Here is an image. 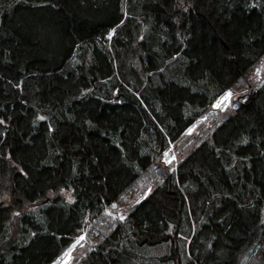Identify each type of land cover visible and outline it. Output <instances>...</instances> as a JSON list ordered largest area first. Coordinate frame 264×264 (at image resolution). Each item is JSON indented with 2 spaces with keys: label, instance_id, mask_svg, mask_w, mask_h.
<instances>
[{
  "label": "trees",
  "instance_id": "16d2710c",
  "mask_svg": "<svg viewBox=\"0 0 264 264\" xmlns=\"http://www.w3.org/2000/svg\"><path fill=\"white\" fill-rule=\"evenodd\" d=\"M263 57L264 0H0V264H54L99 221L77 264H264V81L183 136ZM148 166L162 186L107 217Z\"/></svg>",
  "mask_w": 264,
  "mask_h": 264
},
{
  "label": "rangeland",
  "instance_id": "374dc122",
  "mask_svg": "<svg viewBox=\"0 0 264 264\" xmlns=\"http://www.w3.org/2000/svg\"><path fill=\"white\" fill-rule=\"evenodd\" d=\"M108 37V36H107ZM260 70L259 75H257V70ZM264 81V57L257 63V65L247 74L244 75V77L232 88V90H229L233 92L234 94L227 100H222L221 97V106L217 108H211L212 112H209L210 114L204 118L200 119L196 122L194 126L189 129V131H186L183 136L189 137V136H198L203 138L206 133H212L213 130L220 124L222 121L220 113H223L228 108H237L236 104H233V101L241 100L242 95H246L249 91L248 83L253 88H257L261 85V83ZM227 91V92H229ZM226 92V93H227ZM214 107V106H213ZM217 112V113H215ZM199 143V140L195 144V138H183L179 143H173L172 145V153H169L168 157L166 159L171 160V164L173 166H176L175 170L173 171L172 168L169 169L170 172L176 173L178 165L180 163V159L184 158L185 154L191 150L192 148H195L196 145ZM164 154H162L163 157ZM181 156V157H180ZM161 157V160H162ZM174 157V159H173ZM163 162L164 166H170V164H166L165 160L161 161ZM145 171V172H143ZM143 172V176L140 178V181L138 180L135 183V186L133 188H128L124 190L121 195L119 196V199L113 203L117 205L115 209H112L113 213L117 215V218L120 221H123L125 217L128 215V213L132 210V208L137 205L139 202H141L145 196L148 194V187L150 186H162L163 179L160 176L159 173L155 170L154 167L148 166L145 170H141ZM138 182V184H137ZM140 187H146V191L142 194ZM112 204V205H113ZM123 217V219H121ZM260 220L264 221V204L262 205L261 211H260ZM100 223V224H98ZM97 224L100 226H97L95 224V229L92 231H88V229L85 228V231L81 237H79L73 245L70 247L69 255L65 257V253L61 256L60 259L57 260L54 264H77L76 262L81 258L85 257L86 254H88L93 248L94 244H98L100 239L99 237H102L99 233L101 226L105 225L106 223H103L102 221H99ZM113 224V223H112ZM114 224L110 226V230L114 228ZM250 258V256H248ZM246 258V263L249 264H255V259L252 261V259ZM249 260L251 262H249Z\"/></svg>",
  "mask_w": 264,
  "mask_h": 264
},
{
  "label": "snow or ice",
  "instance_id": "6c2138e0",
  "mask_svg": "<svg viewBox=\"0 0 264 264\" xmlns=\"http://www.w3.org/2000/svg\"><path fill=\"white\" fill-rule=\"evenodd\" d=\"M53 6H54V5H53ZM253 6H254V5H253ZM185 10H186V9H185ZM113 34H115V29L112 30V32L108 35L107 38H108L109 40H111ZM259 73H260V70L258 69V70H257V75H259ZM233 94H234L233 92L229 91V92L225 93L224 96H223L221 99L224 100V101H227V100H228ZM220 106H221V101L218 100V101L216 102V104L214 105V107H220ZM40 119L43 120L44 117H40ZM3 123H4V121H3V120H0V124H3ZM243 143H247V140H244ZM164 156H165V157H168V153L165 152V153H164ZM173 159H174V157H173ZM165 163H166V164H171V160H169V159H165ZM174 170H175V169H173V171H174ZM50 195H51V193H50ZM116 207H117V205H115V204L112 205V208H113V209H115ZM17 215H18V213H17ZM121 219H123V217H121ZM81 239H83V237H81ZM68 255H69V253H65V257H67Z\"/></svg>",
  "mask_w": 264,
  "mask_h": 264
},
{
  "label": "water",
  "instance_id": "95a60500",
  "mask_svg": "<svg viewBox=\"0 0 264 264\" xmlns=\"http://www.w3.org/2000/svg\"><path fill=\"white\" fill-rule=\"evenodd\" d=\"M104 212H105L106 216L112 217L115 221L118 220L117 215L115 213L110 212L107 207H105Z\"/></svg>",
  "mask_w": 264,
  "mask_h": 264
},
{
  "label": "built area",
  "instance_id": "2783aa9c",
  "mask_svg": "<svg viewBox=\"0 0 264 264\" xmlns=\"http://www.w3.org/2000/svg\"><path fill=\"white\" fill-rule=\"evenodd\" d=\"M214 108H217V107H214ZM172 151V147L170 146V148H169V150H168V152L170 153ZM169 153H168V155H169ZM164 154V153H163ZM166 159V157L163 155V157H162V161L163 160H165ZM175 160V159H174ZM171 164H174V163H171ZM171 164H170V166H171ZM176 168V166H173L172 167V169H175ZM66 253H69V251H67Z\"/></svg>",
  "mask_w": 264,
  "mask_h": 264
}]
</instances>
